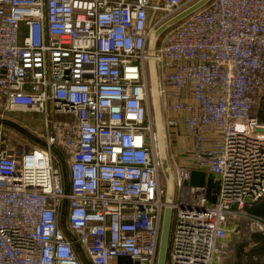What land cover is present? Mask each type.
<instances>
[{
	"label": "built area",
	"instance_id": "obj_1",
	"mask_svg": "<svg viewBox=\"0 0 264 264\" xmlns=\"http://www.w3.org/2000/svg\"><path fill=\"white\" fill-rule=\"evenodd\" d=\"M197 1L0 0V118L43 116L47 144L13 150L0 132V264H82L65 200L91 264H157L167 204L149 37ZM154 60L167 151L181 158L170 264H233L240 240L264 237L249 212L264 202V0H213ZM194 170L219 180L215 203L188 185Z\"/></svg>",
	"mask_w": 264,
	"mask_h": 264
},
{
	"label": "water",
	"instance_id": "obj_2",
	"mask_svg": "<svg viewBox=\"0 0 264 264\" xmlns=\"http://www.w3.org/2000/svg\"><path fill=\"white\" fill-rule=\"evenodd\" d=\"M212 1L213 0H198L189 8H187L186 10H184L183 12H181L171 20L167 21L159 28L153 29L149 37V44H148L149 57H150L149 70H150L151 89L153 96V110H154L161 171H162L163 180L166 185L165 202L167 204L162 221L157 264H168L169 261L171 236H172V230L174 224V210L172 207L177 199V187L168 157L167 141H166L165 128H164V119H163V108L160 97L159 74H158L157 64L154 58L156 55V49L158 43L161 37L167 31H169L171 28L175 27L176 25L182 23L184 20L188 19L195 13L201 11L202 9L207 7ZM154 17H155V13H153L151 16L149 23L150 28H152ZM0 126L12 128L17 132H19L20 134L34 140L38 146L47 148V144L44 141L38 139L36 136H34L32 133H30L28 130H26L24 127H22L21 125H19L14 121L0 118ZM52 151L61 163L63 170V177H64L65 193L66 195H69L71 192V183H70L69 169L65 162V158L62 152L57 148H52ZM68 208H69V202L68 200H65L63 203L62 214L60 219L61 229L66 235V237L73 243L74 248L78 253V256L82 264H91L87 259L84 251L82 250L80 244L77 242V239L68 230L67 227Z\"/></svg>",
	"mask_w": 264,
	"mask_h": 264
},
{
	"label": "rangeland",
	"instance_id": "obj_3",
	"mask_svg": "<svg viewBox=\"0 0 264 264\" xmlns=\"http://www.w3.org/2000/svg\"><path fill=\"white\" fill-rule=\"evenodd\" d=\"M254 113L258 116H260V114L264 115V94H260L256 98V105H255ZM14 117L19 119L18 122L16 123L24 127L34 136H36L35 133L44 132L46 134L43 116L16 114L14 115ZM0 132H1V135L3 136V140L6 142L7 145H10L13 150L23 149L24 146L31 147V146L37 145L34 140L20 134L19 132H17L16 130L12 128L0 126ZM168 157H169V162H170V166L172 169V173L174 175L175 174V169H174L175 163L178 162V160L181 162V158L179 154L175 152V144L173 142H171L168 148ZM163 184L164 186H166L164 180H163ZM255 236H257V239L253 237L252 235L245 236L242 240L239 241L237 246L241 245L242 251L245 253H250L253 249H255L257 244H258L257 249L261 248L259 242L262 241V239L258 238L259 235H255ZM254 256L258 257V261L255 262L256 264H264V251L256 252Z\"/></svg>",
	"mask_w": 264,
	"mask_h": 264
},
{
	"label": "crops",
	"instance_id": "obj_4",
	"mask_svg": "<svg viewBox=\"0 0 264 264\" xmlns=\"http://www.w3.org/2000/svg\"><path fill=\"white\" fill-rule=\"evenodd\" d=\"M188 185L194 187H202L207 191L208 199L210 203L217 201V195L220 190V182L214 176L201 170H194L192 172V178ZM114 264H135L128 259L115 260Z\"/></svg>",
	"mask_w": 264,
	"mask_h": 264
},
{
	"label": "trees",
	"instance_id": "obj_5",
	"mask_svg": "<svg viewBox=\"0 0 264 264\" xmlns=\"http://www.w3.org/2000/svg\"><path fill=\"white\" fill-rule=\"evenodd\" d=\"M254 115H256L254 113ZM256 117L260 120V122L263 124L264 123V115L260 114V116L256 115ZM249 212L252 215L264 218V202H261L260 204L252 207L249 209ZM259 235L258 238H261L262 241H260V246L261 248L257 249V246L255 247V249H253L250 253H245L242 251V246L239 245L236 248V252H235V259L233 264H256L254 261V255L256 254V252H262L264 251V237L260 234H256ZM253 237H255L257 239V236L253 235ZM168 264H170V261H168Z\"/></svg>",
	"mask_w": 264,
	"mask_h": 264
},
{
	"label": "flooded vegetation",
	"instance_id": "obj_6",
	"mask_svg": "<svg viewBox=\"0 0 264 264\" xmlns=\"http://www.w3.org/2000/svg\"><path fill=\"white\" fill-rule=\"evenodd\" d=\"M11 121L18 122V120L15 117L9 118Z\"/></svg>",
	"mask_w": 264,
	"mask_h": 264
}]
</instances>
